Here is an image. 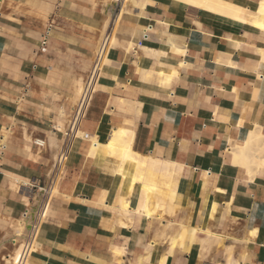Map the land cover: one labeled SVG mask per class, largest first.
Segmentation results:
<instances>
[{
  "label": "crops",
  "instance_id": "obj_1",
  "mask_svg": "<svg viewBox=\"0 0 264 264\" xmlns=\"http://www.w3.org/2000/svg\"><path fill=\"white\" fill-rule=\"evenodd\" d=\"M226 1L245 18L258 2ZM114 14L112 44L70 140ZM260 31L181 0H0L2 264L40 205L27 264H264V149L250 143L264 135ZM119 130L140 157L135 187H150L144 206L140 190L127 193V165L105 148Z\"/></svg>",
  "mask_w": 264,
  "mask_h": 264
},
{
  "label": "bare ground",
  "instance_id": "obj_2",
  "mask_svg": "<svg viewBox=\"0 0 264 264\" xmlns=\"http://www.w3.org/2000/svg\"><path fill=\"white\" fill-rule=\"evenodd\" d=\"M181 1H183L185 3L192 4L194 6L202 8L203 10H207V11H210V12H213V13H218V14H222V15L226 14L229 17L231 16V18H233L234 20H236L238 22H247V23L255 26L256 28L261 29V31L264 30V0H258L255 12H254V14L251 17L249 16L250 18H248V17L245 18L244 17L243 10H242V7L240 5H238L236 3H232V2L226 1V0H181ZM75 133H76V130L74 132V136L73 137H75ZM122 134L123 133L121 132V130L115 131L114 136L106 144L105 148H107L113 154H118L120 159L123 161L122 163L127 165L128 169H127V167L126 168L121 167L128 174V185H127V189H126L127 193L130 194L134 190H140L139 202H141V205L143 203V206H144L146 201L149 198V197H147V193H149L150 187L148 186V184L146 182H143L141 184L142 185L141 189H139V185L137 187H135V183H136L137 179H136V176L134 174V170L136 168H138V165L140 164V159H139L140 157L138 158L136 156L137 153L135 154V152L134 153L131 152L129 148H126V146H124L122 144L123 141H124ZM250 136H251L250 137V143L255 145V146H257L259 154L262 155V148L264 149V135L261 134L260 132H258V133H253ZM97 146H100V145L97 144ZM109 151H108V153H109ZM153 164H154V162L152 163V165ZM155 164L157 165V163H155ZM159 164L160 163H158V165ZM152 165L148 164V167H147V171L150 174L151 173H153V174L156 173L154 171L152 172V170H153V166ZM158 165H157V167H158ZM159 166H161V165H159ZM154 168H155V165H154ZM159 169H160V167H159ZM168 169H169V167L166 170H168ZM159 173L161 174L162 171L159 170ZM163 173H164V171H163ZM145 208H146V206H145ZM141 209H142V207H141ZM150 212L148 210H146L144 212V215L145 216H149L151 214ZM22 223L23 222H20V224L17 223L18 226L16 225L17 228L15 227L16 229L14 230V233H16V231H18L16 234L21 235L20 231L23 230V227H24V225ZM193 234H194V230L191 231V233H190L188 238L192 239ZM19 250H20V247L17 246V247L14 248V250H13V252L11 254H7L4 257L5 264H14V261H15V259L17 257V254L19 253ZM27 262H28V260H27Z\"/></svg>",
  "mask_w": 264,
  "mask_h": 264
},
{
  "label": "built area",
  "instance_id": "obj_3",
  "mask_svg": "<svg viewBox=\"0 0 264 264\" xmlns=\"http://www.w3.org/2000/svg\"><path fill=\"white\" fill-rule=\"evenodd\" d=\"M117 23V16L114 14L112 18L109 20L104 34L102 36L100 45L98 47V50L96 52V55L93 59L91 68L87 74V77L85 79V82L80 90L78 100L76 102V105L74 107L69 126H68V133L70 140H72L74 136V132L76 129H78L79 122L84 117L86 110L88 108L89 102L91 100L92 93L94 91L95 83L99 77L102 65L104 63L107 51L109 47L112 44V37L114 35V31L116 28ZM50 29V25L46 28V31L41 37L39 51L43 52L46 50L47 46V36L48 31ZM83 138H88V133H82ZM34 144L43 147L45 145L44 139H35ZM66 150H62L56 160V175L54 178V183L59 178L65 163H66ZM39 207V206H38ZM29 215V210H25L23 213V217L26 218ZM43 218V207L40 205L38 210L36 211L34 217L29 222V225L27 228H25L24 236L21 239L20 242H18V247H20L19 253L17 254V257L14 261V264H26L29 254L34 248V240H35V233L37 230V227L39 223L41 222Z\"/></svg>",
  "mask_w": 264,
  "mask_h": 264
},
{
  "label": "rangeland",
  "instance_id": "obj_4",
  "mask_svg": "<svg viewBox=\"0 0 264 264\" xmlns=\"http://www.w3.org/2000/svg\"><path fill=\"white\" fill-rule=\"evenodd\" d=\"M3 262V261H2ZM2 262L0 261V264H2Z\"/></svg>",
  "mask_w": 264,
  "mask_h": 264
}]
</instances>
